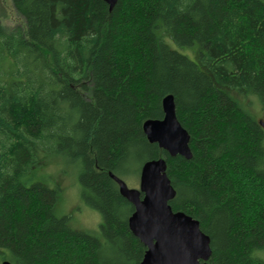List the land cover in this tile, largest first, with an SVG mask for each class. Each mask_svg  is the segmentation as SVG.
Returning <instances> with one entry per match:
<instances>
[{
	"label": "trees",
	"instance_id": "16d2710c",
	"mask_svg": "<svg viewBox=\"0 0 264 264\" xmlns=\"http://www.w3.org/2000/svg\"><path fill=\"white\" fill-rule=\"evenodd\" d=\"M11 3L24 23L0 17V264H142L134 205L110 174L160 158L172 209L211 239L209 264H264V127L240 100L264 106V0ZM168 95L191 160L144 134ZM51 162L76 167L99 231L59 216Z\"/></svg>",
	"mask_w": 264,
	"mask_h": 264
},
{
	"label": "water",
	"instance_id": "95a60500",
	"mask_svg": "<svg viewBox=\"0 0 264 264\" xmlns=\"http://www.w3.org/2000/svg\"><path fill=\"white\" fill-rule=\"evenodd\" d=\"M103 1L110 9L118 2ZM163 111V119H150L143 124L144 134L170 157L191 160V138L178 120L173 95L163 99ZM260 123L264 127V122ZM167 170L165 158L146 162L141 169L139 189L130 188L123 179L110 174L119 185L121 195L134 205L129 227L147 248L142 264H209L211 239L202 232L197 220L172 209L170 203L176 191Z\"/></svg>",
	"mask_w": 264,
	"mask_h": 264
},
{
	"label": "rangeland",
	"instance_id": "374dc122",
	"mask_svg": "<svg viewBox=\"0 0 264 264\" xmlns=\"http://www.w3.org/2000/svg\"><path fill=\"white\" fill-rule=\"evenodd\" d=\"M0 17L2 18L3 23L10 29L17 25L23 26L24 23L23 19L14 10L11 0H0ZM184 53L189 55L187 52ZM190 54L192 53L190 52ZM240 100L244 104V107L255 118L264 122V106L255 96H249L246 98L240 97ZM57 159H59L62 164V159ZM66 166L70 171L69 174H65V172L59 174L58 164H55V162H51L47 169V171L54 176V179L58 180L63 187V192L60 195V202L57 206V213L59 216H63L64 214L72 215V226L76 229L99 231L100 226L103 223L101 214L84 205L79 189L77 169L71 164H67ZM137 171L138 168L134 167L133 173L128 177H123L124 181L132 189L140 188V177ZM50 174L43 173V176L39 175V179H41L42 182L51 185L53 182L51 181Z\"/></svg>",
	"mask_w": 264,
	"mask_h": 264
}]
</instances>
